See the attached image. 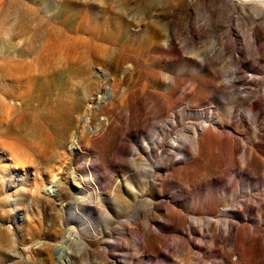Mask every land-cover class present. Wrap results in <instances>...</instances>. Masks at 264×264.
<instances>
[{
    "label": "rangeland",
    "instance_id": "1",
    "mask_svg": "<svg viewBox=\"0 0 264 264\" xmlns=\"http://www.w3.org/2000/svg\"><path fill=\"white\" fill-rule=\"evenodd\" d=\"M99 88L107 132L50 144ZM0 264H264V8L0 0Z\"/></svg>",
    "mask_w": 264,
    "mask_h": 264
},
{
    "label": "bare ground",
    "instance_id": "2",
    "mask_svg": "<svg viewBox=\"0 0 264 264\" xmlns=\"http://www.w3.org/2000/svg\"><path fill=\"white\" fill-rule=\"evenodd\" d=\"M253 1H255V3L261 5V7L264 8V0H253ZM124 73L126 74V71ZM103 86H104V84H103ZM115 96H116V90L115 89H112L111 91H109V90H104L103 88H99L96 91V96L90 98L87 101L86 107L82 111V113L77 115V120H76V117L73 114H71L70 112L63 113L62 117L57 116L56 119H58L59 122H61L63 131H60V133L53 136L51 138L50 144L53 145L56 142H58L57 145L58 144L64 145L68 141V143L70 144L69 149L71 150L72 153H74V150H77V149L80 150L81 149L85 140L91 141L94 138H97L99 136L104 135L107 132L109 125H110L109 117H105L104 121L102 119V123H99L97 127L95 126L96 128L90 129V127L87 125L89 128L87 127L88 129H86L85 125L91 123V122L88 123V121L90 119L88 120L87 117L92 115V114L94 115V112L99 113L100 111H102L103 105L108 104L107 100L113 101ZM22 106H24L23 101L20 102L18 105L9 104V108L4 114V119H5L6 123H8V124L12 123V121L14 120V118L16 116V112L18 111V109H21ZM249 115H252L251 110L249 111ZM71 128H72V131H71V133H69V130H71ZM202 129H203V127H201V126H198V127L195 126L191 129V145L196 150L204 147L205 139L201 134H199L200 130H202ZM68 134H69V138L67 140ZM208 136H210V135H207V137ZM212 136L213 135H211V137ZM111 140H112V134H109L101 140V143L108 146V144L110 143ZM177 146L178 145L176 144L175 147H177ZM52 152H53L52 149L51 150H45V151L43 150L39 153L38 157H40V158L47 157ZM59 179L60 178H58V180ZM75 236H76V234L72 230H69L66 233L65 238L63 240V244L60 243L61 245L59 247V250H60L59 254L61 252L64 253L69 248V245L71 244L72 239ZM63 253L60 255H63Z\"/></svg>",
    "mask_w": 264,
    "mask_h": 264
}]
</instances>
